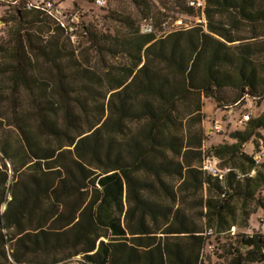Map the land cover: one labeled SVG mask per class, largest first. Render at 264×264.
Segmentation results:
<instances>
[{
  "label": "trees",
  "instance_id": "1",
  "mask_svg": "<svg viewBox=\"0 0 264 264\" xmlns=\"http://www.w3.org/2000/svg\"><path fill=\"white\" fill-rule=\"evenodd\" d=\"M125 1L136 15L112 11L118 29L84 26L77 44L0 7V264H205L231 234L228 264H264V217L238 233L264 210V162L244 150L260 152L264 114L231 142L207 146L204 127L206 100L264 96V0H173L206 23L159 37L157 5Z\"/></svg>",
  "mask_w": 264,
  "mask_h": 264
},
{
  "label": "rangeland",
  "instance_id": "2",
  "mask_svg": "<svg viewBox=\"0 0 264 264\" xmlns=\"http://www.w3.org/2000/svg\"><path fill=\"white\" fill-rule=\"evenodd\" d=\"M155 5H157L158 10L161 14L157 12L154 13V18L156 21V33L157 36H162L167 33L171 28H173V21L177 18L182 19L189 26L204 24L206 23L205 18L197 13L195 17H188L184 15L180 8L175 6V2L172 0L166 4V8H163L157 0H152ZM190 0H186V3ZM61 6L65 9H68V13H77L80 15L79 28L82 29L84 26L93 25L98 29L104 32L113 33L116 29L119 28V24L110 19V12L112 11H125L127 13H131L136 15L137 9L132 6L129 1H118V0H108L107 5L104 7H98L96 5L90 4L87 0H65L61 3ZM144 20L141 22V24ZM81 47H88L87 40H81ZM90 57L92 58V62H96L97 58L94 53H90ZM204 111L207 115V119L204 122V127L206 129L207 134L209 135V141L206 145L213 144L215 142L221 141H230L228 135L239 129H243L238 127L237 123L240 118L249 114L251 118L259 117L264 114V107L261 106L260 103H255L250 99H245L243 102L237 105H229L224 106L222 108L218 107L213 100L205 101ZM218 125V129L216 128ZM261 137L257 138V142L259 144V153L255 154V147L253 143H249L244 147V150L249 153H252L257 157L259 163L264 162V134L261 132ZM216 163V164H215ZM219 162H214L211 160L212 166L217 167ZM218 169V168H217ZM264 198V193H263ZM264 217V210L259 209L258 212L253 215L249 221V228L239 230V234H253L256 232L259 223H261L262 218ZM238 235V234H237ZM237 237H233L231 235H226L221 238V240L215 241L212 239L211 245L213 248L207 246L205 250L204 260L205 264H228L227 251L224 249H230L233 246H236ZM218 247V248H214ZM225 245V248H223ZM247 249H243V252H246ZM224 258H219V257Z\"/></svg>",
  "mask_w": 264,
  "mask_h": 264
},
{
  "label": "built area",
  "instance_id": "3",
  "mask_svg": "<svg viewBox=\"0 0 264 264\" xmlns=\"http://www.w3.org/2000/svg\"><path fill=\"white\" fill-rule=\"evenodd\" d=\"M65 0H0V7L5 6L6 9H11L16 14L28 11H37L43 13L44 15L55 20L57 24L63 28L66 35L70 36L71 41L74 44H77L80 41V35L83 32V29L79 28L80 15L77 13H68V9H65L61 6V3ZM91 1L94 5L99 7H104L107 5V0H88ZM189 5L194 8H204L205 0H190ZM1 17V14H0ZM5 24L0 20V39L3 35V28ZM173 28L171 29H183L189 28L190 26L186 24L182 19H177L173 21ZM155 32L154 24L152 21L146 22L142 26V33L149 35ZM261 101L262 106L264 107V96L260 99H255L253 102ZM251 116L249 114L243 115L238 121V127H243L247 121H249ZM219 128L218 125L216 127ZM257 158V157H256ZM216 162V160L214 161ZM216 164V163H215ZM205 169L209 172L215 174L218 172L217 167L212 166L211 161L208 160L205 163ZM264 229V222L262 223ZM235 228H232V233H234Z\"/></svg>",
  "mask_w": 264,
  "mask_h": 264
},
{
  "label": "crops",
  "instance_id": "4",
  "mask_svg": "<svg viewBox=\"0 0 264 264\" xmlns=\"http://www.w3.org/2000/svg\"><path fill=\"white\" fill-rule=\"evenodd\" d=\"M248 145V144H247ZM247 153L248 154H252V153H249L248 151H247ZM215 161V160H214ZM216 162H218L217 160H216ZM67 264H84V261L80 258V257H77V258H74V259H72L70 262H68Z\"/></svg>",
  "mask_w": 264,
  "mask_h": 264
}]
</instances>
